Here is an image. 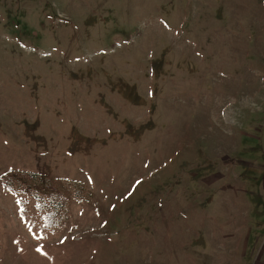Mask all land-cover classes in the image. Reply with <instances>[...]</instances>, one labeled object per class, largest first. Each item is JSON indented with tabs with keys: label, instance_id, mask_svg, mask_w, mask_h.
I'll return each mask as SVG.
<instances>
[{
	"label": "rangeland",
	"instance_id": "374dc122",
	"mask_svg": "<svg viewBox=\"0 0 264 264\" xmlns=\"http://www.w3.org/2000/svg\"><path fill=\"white\" fill-rule=\"evenodd\" d=\"M0 264H264V0H0Z\"/></svg>",
	"mask_w": 264,
	"mask_h": 264
},
{
	"label": "trees",
	"instance_id": "16d2710c",
	"mask_svg": "<svg viewBox=\"0 0 264 264\" xmlns=\"http://www.w3.org/2000/svg\"><path fill=\"white\" fill-rule=\"evenodd\" d=\"M27 176H29L30 178H33V177L36 176V174H35V173H28ZM9 183H10V182H9Z\"/></svg>",
	"mask_w": 264,
	"mask_h": 264
}]
</instances>
